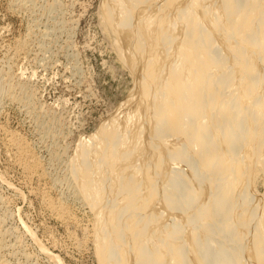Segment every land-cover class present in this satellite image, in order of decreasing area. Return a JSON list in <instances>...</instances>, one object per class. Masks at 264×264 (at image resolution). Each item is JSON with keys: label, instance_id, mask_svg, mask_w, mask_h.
<instances>
[{"label": "bare ground", "instance_id": "6f19581e", "mask_svg": "<svg viewBox=\"0 0 264 264\" xmlns=\"http://www.w3.org/2000/svg\"><path fill=\"white\" fill-rule=\"evenodd\" d=\"M39 1L11 5L32 13ZM46 5L41 13L49 27L60 28L65 5ZM100 5L135 87L65 162L66 147L45 145V159L7 131L21 168L39 180L50 177L51 188L64 185L58 200L47 202L54 215L69 220L73 206L89 214L85 239L94 242L100 264H264V190L258 188V182L264 187V0ZM0 97L34 113L39 131L52 130L48 112L7 69L0 73ZM8 228L0 229V264H10L5 256L15 244L6 242Z\"/></svg>", "mask_w": 264, "mask_h": 264}, {"label": "rangeland", "instance_id": "374dc122", "mask_svg": "<svg viewBox=\"0 0 264 264\" xmlns=\"http://www.w3.org/2000/svg\"><path fill=\"white\" fill-rule=\"evenodd\" d=\"M12 1L0 0V73L9 70L12 82L32 93L39 109L48 112L45 124H50L52 130L39 131L34 113H26L22 107L0 97V217L7 215V225L2 227L0 221V229L10 226L6 242L9 246L15 243L11 244V250L16 254L5 258L10 264H100L94 242L85 239L89 214L82 207L73 206L75 212L71 219L75 223L54 215L48 203L58 200L65 190L64 185L51 188L50 177L39 180L28 176L21 168L14 145L8 144L7 135L9 132L18 135V139L32 146V152L45 159L49 158L45 145L53 142L57 148L66 147L69 151L63 157L65 162L73 154L78 140H83L82 137L89 140L122 105L135 87L133 73L121 62L114 49V39L101 20L103 0H57L60 7L65 5L62 13L66 15L60 20L56 18L61 23L57 33L56 28L49 27L46 12L41 13L47 1L52 0H40L33 12L30 11L33 14L13 10ZM35 19L38 22H34ZM23 40L26 42L22 46ZM53 131H57L55 138ZM258 188L261 192L264 190L261 182ZM41 246L46 248L43 250Z\"/></svg>", "mask_w": 264, "mask_h": 264}]
</instances>
